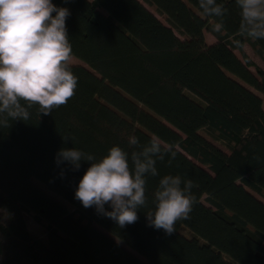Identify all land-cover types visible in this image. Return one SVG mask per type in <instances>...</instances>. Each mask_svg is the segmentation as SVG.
<instances>
[{"label":"trees","instance_id":"obj_1","mask_svg":"<svg viewBox=\"0 0 264 264\" xmlns=\"http://www.w3.org/2000/svg\"><path fill=\"white\" fill-rule=\"evenodd\" d=\"M218 2L228 9L220 31L199 0H53L71 13L78 85L49 115L33 107L0 127V264H264V69L243 49L264 62V39L241 35L235 0ZM132 136L176 156L157 161L148 206L120 228L75 199L89 164L73 170L56 154L131 152ZM167 174L196 185L171 235L145 215Z\"/></svg>","mask_w":264,"mask_h":264},{"label":"clouds","instance_id":"obj_2","mask_svg":"<svg viewBox=\"0 0 264 264\" xmlns=\"http://www.w3.org/2000/svg\"><path fill=\"white\" fill-rule=\"evenodd\" d=\"M235 4L241 35L264 39V0H235ZM199 7L205 15L219 18L213 29L220 31L228 13L225 5L199 0ZM70 15L68 8L53 0H0V127L28 120L33 107L40 115H49L75 95L78 77L70 65L72 45L66 25ZM128 143L131 152L113 145L99 159L75 147L61 148L56 154L57 165L67 163L73 170H79L82 162L89 164L75 199L120 228L136 223L138 211L148 206V178L159 175L157 161L170 154L171 164L176 156L156 138L141 145L132 136ZM195 186L180 175L161 177L152 195L153 207L145 212L148 226L171 235L178 220L189 218L196 202Z\"/></svg>","mask_w":264,"mask_h":264},{"label":"rangeland","instance_id":"obj_3","mask_svg":"<svg viewBox=\"0 0 264 264\" xmlns=\"http://www.w3.org/2000/svg\"><path fill=\"white\" fill-rule=\"evenodd\" d=\"M153 13H155L154 12V10L151 8V7H148ZM156 14V13H155ZM157 15V14H156ZM160 18V17H159ZM161 19V18H160ZM205 39H206V42L207 43H213L214 41H215V39H214V37L211 35V34H209V33H205ZM243 49H244V52L247 54V56L249 57V59L252 61V62H254L257 66H259V67H261L262 69H264V62L262 61V59L259 57V56H257L254 52H253V50L251 49V47L249 46V44L248 43H244V45H243ZM234 53L239 57V58H241V55L239 54V52L238 51H234ZM70 64H81V62L78 60V59H76L75 57H72V59L70 60ZM250 69L252 70V71H254V68L253 67H250ZM263 98V97H262ZM263 100H264V98H263ZM36 182H38L37 180H35ZM38 184L41 186V187H43V185L41 184V183H39L38 182ZM60 199V198H59ZM29 227H30V229L33 231V232H37V230H36V228H35V226L33 225V224H31V223H29ZM187 237H189V235L188 234H186V233H184ZM225 260V262H227L226 261V259H224Z\"/></svg>","mask_w":264,"mask_h":264},{"label":"crops","instance_id":"obj_4","mask_svg":"<svg viewBox=\"0 0 264 264\" xmlns=\"http://www.w3.org/2000/svg\"><path fill=\"white\" fill-rule=\"evenodd\" d=\"M150 10V9H149ZM151 11V10H150ZM2 237H1V235H0V252H1V247H2Z\"/></svg>","mask_w":264,"mask_h":264}]
</instances>
